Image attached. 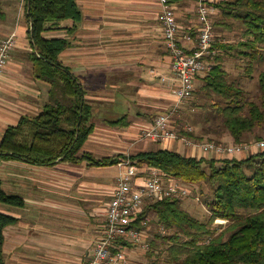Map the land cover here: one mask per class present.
<instances>
[{
  "label": "crops",
  "instance_id": "0c3cea01",
  "mask_svg": "<svg viewBox=\"0 0 264 264\" xmlns=\"http://www.w3.org/2000/svg\"><path fill=\"white\" fill-rule=\"evenodd\" d=\"M77 2L83 14L79 27L70 29L74 21L62 20L52 24L45 36L65 37L71 42L60 59L79 78L93 107L92 122L96 127L83 151L97 158L118 154L127 158L140 151L173 148L187 156L213 157L184 141L158 142L144 136L145 129L159 113L171 110L178 103L172 83L175 78L172 58L164 39L161 1ZM0 3L5 14L0 19V42L17 32L18 43L0 78L1 146L10 126L18 125L25 116L30 118L42 112L49 101L51 84L38 79L33 72L25 0H20L18 6H12L9 0ZM174 3L181 43L193 51L200 25L198 4L196 0ZM219 14L220 10L214 20ZM215 32L216 39L228 40L217 34V27ZM183 104L178 106L177 117L186 121L183 106L187 104ZM123 116L126 117L120 124L109 122ZM189 124L196 138H211L210 133L202 130V124ZM219 138L234 142L227 132ZM250 154L246 152L238 157ZM119 172L118 163L90 165L86 160L61 159L47 165L19 158L2 159L3 188L9 194L21 196L24 205L0 202L1 212L17 218L4 230L0 264H85L104 229Z\"/></svg>",
  "mask_w": 264,
  "mask_h": 264
},
{
  "label": "trees",
  "instance_id": "16d2710c",
  "mask_svg": "<svg viewBox=\"0 0 264 264\" xmlns=\"http://www.w3.org/2000/svg\"><path fill=\"white\" fill-rule=\"evenodd\" d=\"M25 3L31 29L33 72L35 77L51 84L50 97L42 112L30 118L25 116L18 125L7 129L0 146V162L4 158H19L47 165L61 159L86 160L90 165L118 163L126 158L124 154L97 158L83 151L96 127L92 122L93 107L79 78L60 59L71 42L65 37L45 36L52 24L62 20L74 21L70 29L79 27L83 14L77 0H25ZM218 6L220 14L214 20L215 27L238 30L241 37L233 42L216 39L213 48L218 53L211 59L209 74L202 77L200 97L211 99L215 108L209 120L214 118L213 123L222 125L235 143L249 142L248 134L264 126V69L259 74L262 94L257 101L249 99L245 88L230 79L225 62L229 55H239L247 64L246 68L240 65L242 71L245 69L249 78L254 76L257 62L264 58V0H223ZM4 18L0 3V19ZM125 117L109 122L117 125ZM185 133L196 138L194 131ZM210 140L221 141L215 137ZM129 157L194 187L208 182L214 189L213 199L207 202L210 215L205 220L185 207L187 196L146 198L140 218L154 213L152 221L160 229L150 241L147 253L153 260L148 264H160L163 254L167 264H264V150L245 158H198L165 148L140 151ZM0 202L24 205V199L9 194L1 181ZM16 219L0 211V246L5 228ZM139 226L145 227L141 222ZM162 226L167 232L161 231ZM122 243L128 247L136 244L129 240Z\"/></svg>",
  "mask_w": 264,
  "mask_h": 264
},
{
  "label": "built area",
  "instance_id": "2783aa9c",
  "mask_svg": "<svg viewBox=\"0 0 264 264\" xmlns=\"http://www.w3.org/2000/svg\"><path fill=\"white\" fill-rule=\"evenodd\" d=\"M160 1L164 39L172 58L171 65L175 72L172 83L178 103L171 110L159 113L145 129L144 136L158 142L171 139L184 141L189 146L198 147L205 154H211L216 158H232L240 156L243 152L264 150V137L254 142L224 144L189 137L185 133L194 131V128L177 117L178 106L192 98L196 90V80L207 76L212 68L211 59L218 53V50L213 48L216 41L214 18L220 10L218 3L223 0H196L200 25L196 36V48L193 51H188L181 43L175 0ZM16 44L17 32H13L0 42V78L7 69L11 51ZM118 166L120 172L113 197L109 202L104 229L95 241L92 255L85 264H127L129 252L128 246L122 243L124 240L150 249L146 236L147 228L154 217L148 215L146 218H140L146 198L160 200L173 196L188 198L193 192L191 184L174 175L170 176L159 168L140 165L130 157L121 159ZM140 222L145 227H140ZM161 230L167 232L164 226Z\"/></svg>",
  "mask_w": 264,
  "mask_h": 264
},
{
  "label": "rangeland",
  "instance_id": "374dc122",
  "mask_svg": "<svg viewBox=\"0 0 264 264\" xmlns=\"http://www.w3.org/2000/svg\"><path fill=\"white\" fill-rule=\"evenodd\" d=\"M11 2L12 6H18L19 5V1L20 0H9ZM16 14V13H15ZM217 31H218V35H223L225 38H227L230 41H236L239 39L240 33L238 30H228V29H224L222 27H217ZM224 33H220L223 32ZM227 32V33H226ZM229 57L231 58L229 60V62L227 63V69L229 72V77L231 80L233 81H237L239 82L246 90V94L247 97L249 99H253V100H257L260 101V96L262 94V91L259 87V74L262 71V69H264V58L261 59L260 61L257 62L256 64V70H255V74L252 78H249L248 76H246L245 74V69L244 71H242V69L240 68V65L243 66V68H246V62L245 59L243 58H239V55L235 56V57H231L229 55ZM237 64L239 66H237ZM203 80L202 78L199 79L196 83V90L192 96L191 99H189L187 102H185L184 104H187V106H183V114L185 117L186 121H189V123H193L194 125H199L202 124L201 128L202 130H205L207 128H213L216 131H212L211 137H215L216 139L219 138V136H223V134L227 131H225V128L222 127V125H218V123H213L216 122V120H213L209 118H211V111H215V108L213 107V105L211 104V99L209 100V98L205 99V98H201V85L203 84ZM191 102V103H190ZM189 103V104H188ZM183 104V105H184ZM195 106V108H194ZM107 110H103V113H106ZM211 121V123L209 122ZM217 121H219L217 119ZM220 122V121H219ZM196 129V128H195ZM225 131V132H223ZM228 135V132H227ZM258 136L260 137H264V126L263 127H257L254 133L248 134V138H249V142L251 141H255V140H259L261 138H257ZM210 140V139H208ZM217 142L220 143H224V144H232L234 142L231 143H227L223 140L218 141ZM246 152L241 153L240 155L244 154ZM193 192L190 196H188V198H186L184 200V205L186 208L190 209V211H192V213L194 215H196L197 217L205 220L208 218V216L210 215V209L208 208L207 202L212 200L214 197V189L213 187L210 185V183L205 182L202 187H198V186H193ZM152 217L155 218V214L151 213L149 214ZM153 222V223H152ZM162 228V227H160ZM159 229V227L157 226V224L154 221H151V223L149 224V227L147 228V236H146V241L150 243V241L152 239L155 238V232ZM160 230V229H159ZM162 231V230H161ZM165 233V232H164ZM128 262L127 264H148L151 263V261L153 259L150 258V256L148 255V250L145 249L144 247H142L141 245H136L133 247H128ZM149 256V257H148ZM165 255L163 254L162 256V260L160 264H167L165 262Z\"/></svg>",
  "mask_w": 264,
  "mask_h": 264
}]
</instances>
